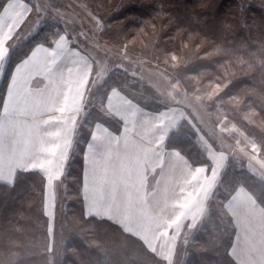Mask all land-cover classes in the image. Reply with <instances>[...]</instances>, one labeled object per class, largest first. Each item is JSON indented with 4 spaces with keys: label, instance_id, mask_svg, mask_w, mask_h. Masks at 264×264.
I'll list each match as a JSON object with an SVG mask.
<instances>
[{
    "label": "crops",
    "instance_id": "1",
    "mask_svg": "<svg viewBox=\"0 0 264 264\" xmlns=\"http://www.w3.org/2000/svg\"><path fill=\"white\" fill-rule=\"evenodd\" d=\"M29 12L22 0H9L0 11V81L8 60L6 42ZM71 43L62 35L51 48L37 45L14 68L0 110V181L12 183L17 170H36L52 185L45 192L53 203V187L70 169L68 163L79 159L70 149L79 142L82 128L90 126L78 164L85 215L111 221L144 243L151 241L152 252L170 259L180 228L192 226L191 218L210 205L222 163L195 166L166 148L165 139L178 124L170 107L152 113L130 104L116 89L98 108L115 118L116 129L88 124L86 89L93 65ZM117 101L127 107L114 106ZM223 205L237 226L231 253L238 241L264 254V209L241 186Z\"/></svg>",
    "mask_w": 264,
    "mask_h": 264
},
{
    "label": "trees",
    "instance_id": "2",
    "mask_svg": "<svg viewBox=\"0 0 264 264\" xmlns=\"http://www.w3.org/2000/svg\"><path fill=\"white\" fill-rule=\"evenodd\" d=\"M6 1L0 0V11ZM22 1L30 5L31 10L6 43L8 44L6 47L8 60L0 81V107L3 104L5 90L15 66L28 56L33 46L37 44L50 46L61 35H66L72 40L66 34L65 28V24L71 19L59 12L44 10L40 0H37L38 4L36 0ZM73 1L90 9L93 15L103 21L102 33L107 34L109 40L112 37L122 41L138 38L139 43L145 46L152 45V49L156 53L163 49V54L170 51L177 53L178 55L175 54L177 59L185 56L186 66L179 67V74L183 77L191 76V74H196L197 71L199 73L202 70L221 72L219 65H227L228 68L225 66L223 74L227 75L226 80L230 78L233 80L222 87L225 95L229 94L228 96L232 97L237 92L245 93V97L249 99L250 103L264 113L263 8L249 5L245 10H242L243 8L240 7L237 0ZM47 11L56 17V20L43 22V27L40 28V31L44 28L48 33L37 34L30 41L23 42L22 36L26 33V28H29ZM60 19L63 21L60 22ZM108 23L113 25L110 27ZM71 44L77 47L74 41ZM85 50L83 49L84 53ZM92 60L94 62L93 58ZM94 67L95 65H93V71ZM90 80L93 83L96 82L94 74ZM108 80H111L108 85L110 90L121 91L146 110L160 111L169 107L154 108V105L149 103V99L139 101L135 97L136 92L132 91V87H127V81H122L121 78L120 81L110 77ZM92 84L91 91L96 98L98 87L94 93ZM101 90L103 89L101 88ZM104 92L100 97L106 96ZM248 93L250 96L247 95ZM147 94L152 97L148 91ZM93 104L103 105L104 101L101 103L93 99L91 105ZM96 113L97 111L93 110L89 114L88 124L101 122L105 123L106 127L112 131L116 129L115 119H108L104 115ZM88 129L91 131L90 126ZM259 132L257 134L261 138L259 141L264 145V131ZM193 138V128L186 120L182 119L176 128L168 134L164 145L166 148L178 151L192 165L209 164V159L196 145ZM84 140L85 144L87 135ZM82 152L83 149L79 152L78 164L82 162V157H80ZM243 171L236 172L238 174L237 182L232 181L230 184L226 179H222L220 198L227 199L238 186H241L264 209V182L246 171L244 172L246 174H243ZM39 182L40 174L36 171L17 172L11 184L0 181V261L3 264H45V259L51 254V251L46 249L49 243L46 242V224L41 213L42 192L37 188ZM70 199L69 201H74L76 204H82L80 198ZM74 202L68 205L69 211L56 208L55 216L63 220V217L71 212L70 208L73 206L72 213L80 216V223L74 224V227L78 231V227L85 226L88 239L84 236L86 233H80V235L71 233L63 245L64 254L60 255L61 264H139L138 261L141 257H154L137 237L125 233L122 228L111 221L84 215L80 205H73ZM70 225L73 224L70 223ZM88 240L93 241L94 244H90ZM195 240L203 246H210L209 251H203L201 259L211 260L215 264H236L230 257L221 260L214 255L216 247L212 245L211 236L206 235ZM194 261L198 263V258Z\"/></svg>",
    "mask_w": 264,
    "mask_h": 264
},
{
    "label": "rangeland",
    "instance_id": "3",
    "mask_svg": "<svg viewBox=\"0 0 264 264\" xmlns=\"http://www.w3.org/2000/svg\"><path fill=\"white\" fill-rule=\"evenodd\" d=\"M57 1L40 0L44 10L59 12L71 19L65 24L66 34L71 37L72 41L79 46L82 52L83 49H86L85 55L92 61V65H95L94 71L91 68V76L94 74L96 82L93 83L90 80V76V83L88 84V98L86 101V106H90L88 115L96 107L97 109H103L104 104H91L93 99L101 103L105 100V97H100V95L104 91L105 95H108L110 91L108 85L111 81L108 80L109 77L118 79L119 81L121 78L122 81H127V87H132V91L136 92V94L132 93L135 94V97L139 101H145V99L147 101L149 99V103L153 104L154 108L169 106L171 115L175 114L178 123L182 119L186 120L190 127L193 128V140L202 150L203 154L212 163L213 161H220L222 163L220 168L223 170L221 172L220 183L209 199L210 205H205V209L199 213L197 218H191L192 226L180 228L182 233L178 237L176 249H174L172 257L165 259L159 256L155 252H152L151 241L150 243L145 242L146 244L141 241L154 257H141L138 263L215 264L211 260L201 259L203 251H209L210 246H203V244L195 240L208 235L212 237V245L216 247L214 255L221 260L225 257L228 259L230 257L236 264H264V254L251 252L250 249L254 248L250 247L248 242L234 241V252L232 251L231 253L232 239L234 232H237V226L236 228L233 226L231 214L227 209H224L223 203L226 199L222 200L220 198L222 179H226L230 184L232 181L237 182V171L241 172L244 170L243 174H246L244 173L246 171L251 176L264 182V145L259 141L261 138L257 135L260 133L259 131H264V113L250 103L249 99L245 97V93L237 92L232 97L228 96L229 94L225 95L222 87L233 80L231 78L226 80L227 75L223 74L224 68L227 65H219V67L221 66L219 68L221 72L214 73V71L202 70L199 73L197 71L196 74H191V76L186 75L183 77L179 74V67L186 66V62H184L185 56L177 59L175 56V54L178 55L177 53L170 51L163 54V49H160V51L156 50L158 52L156 53L152 49V45L145 46L138 42V38H135L136 40L122 41L121 39H114L112 37L109 40V36L102 33L103 21L93 15L90 9L73 0ZM237 1L240 7L243 8L242 10H245L249 5L264 9V0ZM36 3L38 4L37 0ZM36 3L35 6L37 7ZM49 12L47 11L31 24L29 28H26V33L22 36L23 42L30 41L37 34L48 33L44 28L40 31V28L43 27V22L56 20V17H53L54 14ZM61 21L63 19H60ZM108 25L111 27L113 24L108 23ZM53 42L52 45L46 47L51 48L56 43L55 40ZM7 46L8 44L5 45V47ZM91 84L92 88L94 87V93L98 87L96 98L92 94ZM147 91L152 94V97L147 94ZM111 92L114 91L111 89ZM119 92L129 100L130 104H136L121 91ZM249 94L247 95L250 96ZM193 96H205V99L199 104L194 105L191 99ZM114 106L127 107V102L122 105L121 101H117L114 103ZM1 108L2 106L0 110ZM160 111L155 110L150 112L158 113ZM99 112L96 114L104 115L108 119H115L102 113L100 110ZM90 133L91 131L86 126L83 127L82 131H80L79 142L72 149L69 148L70 152L74 154V158L77 159L79 157V152L84 147V137L87 135L88 139ZM80 157H82V154ZM68 165L70 169L64 171L61 181L53 187V203L49 193L46 194L45 192L52 185L48 182L46 184V179L40 172L29 169L16 171V173L19 171H36L40 174V182L37 188L38 191L42 192L41 213L46 224V242L49 243L48 247H45L47 251H51V254L45 259V264H61L62 259L60 255L64 254L63 245L67 237L71 233L79 235L80 233H86L85 226H77L78 231L74 227V224L80 223V216L72 213L73 206L70 208L71 214L67 213V216L63 217V220L55 216L56 208L69 211L68 205L74 202L69 201L71 200L70 198H80L78 194V175H80L78 163L76 161L75 165L72 163L71 165L68 163ZM73 205H80L83 211L82 204L74 202ZM70 223L73 225L71 226ZM65 226H68V228ZM239 228L241 230V226ZM84 236L88 239L87 233ZM89 240L90 244H94L93 241ZM252 242L254 244V239H252ZM196 258H198V263L194 261Z\"/></svg>",
    "mask_w": 264,
    "mask_h": 264
},
{
    "label": "clouds",
    "instance_id": "4",
    "mask_svg": "<svg viewBox=\"0 0 264 264\" xmlns=\"http://www.w3.org/2000/svg\"><path fill=\"white\" fill-rule=\"evenodd\" d=\"M191 99H192L193 104L195 105V104H199L200 102H202L205 99V96H193L191 97ZM0 264H3V262L0 261Z\"/></svg>",
    "mask_w": 264,
    "mask_h": 264
},
{
    "label": "bare ground",
    "instance_id": "5",
    "mask_svg": "<svg viewBox=\"0 0 264 264\" xmlns=\"http://www.w3.org/2000/svg\"><path fill=\"white\" fill-rule=\"evenodd\" d=\"M30 9H31V7H30Z\"/></svg>",
    "mask_w": 264,
    "mask_h": 264
}]
</instances>
